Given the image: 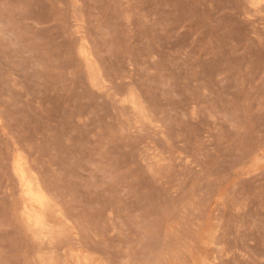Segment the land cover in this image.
Listing matches in <instances>:
<instances>
[{"label":"rangeland","instance_id":"obj_1","mask_svg":"<svg viewBox=\"0 0 264 264\" xmlns=\"http://www.w3.org/2000/svg\"><path fill=\"white\" fill-rule=\"evenodd\" d=\"M0 264H264V0H0Z\"/></svg>","mask_w":264,"mask_h":264},{"label":"bare ground","instance_id":"obj_2","mask_svg":"<svg viewBox=\"0 0 264 264\" xmlns=\"http://www.w3.org/2000/svg\"><path fill=\"white\" fill-rule=\"evenodd\" d=\"M15 163H16V174L19 178L20 181L19 183L23 194V199L21 200H24V202H22L23 205L21 206L23 208V212H22L23 215L21 216H23L26 219L31 229H33L38 233L39 238L41 239L43 238V240L47 239L48 238V233H47L48 221L46 219L47 199L42 189L39 187V185L29 177L25 169V166L22 163V160L18 158Z\"/></svg>","mask_w":264,"mask_h":264}]
</instances>
